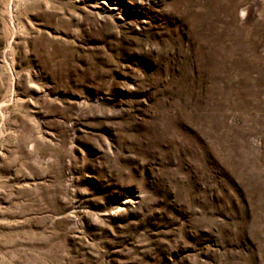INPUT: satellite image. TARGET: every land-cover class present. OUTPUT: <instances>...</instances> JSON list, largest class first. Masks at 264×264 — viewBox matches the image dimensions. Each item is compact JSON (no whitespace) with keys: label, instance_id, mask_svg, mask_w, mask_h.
I'll return each instance as SVG.
<instances>
[{"label":"rangeland","instance_id":"1","mask_svg":"<svg viewBox=\"0 0 264 264\" xmlns=\"http://www.w3.org/2000/svg\"><path fill=\"white\" fill-rule=\"evenodd\" d=\"M0 264H264V0H0Z\"/></svg>","mask_w":264,"mask_h":264}]
</instances>
